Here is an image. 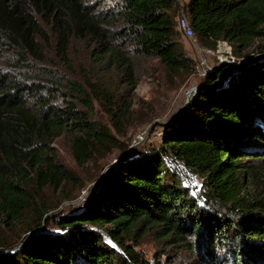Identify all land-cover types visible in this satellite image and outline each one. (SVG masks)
Here are the masks:
<instances>
[{"label": "trees", "instance_id": "1", "mask_svg": "<svg viewBox=\"0 0 264 264\" xmlns=\"http://www.w3.org/2000/svg\"><path fill=\"white\" fill-rule=\"evenodd\" d=\"M185 9L198 40L229 43L240 64L208 71L157 147L130 149L93 103L120 133L124 97L118 105L59 65L70 68L69 44L81 38L128 90L138 85L133 57L189 76L176 0H0V43L13 62L0 66V264H151L130 244L147 233L185 245L198 264H264V44H255L264 0H188ZM60 137L77 166L115 162L89 201L52 214L57 204L41 192L75 180L56 160Z\"/></svg>", "mask_w": 264, "mask_h": 264}, {"label": "rangeland", "instance_id": "2", "mask_svg": "<svg viewBox=\"0 0 264 264\" xmlns=\"http://www.w3.org/2000/svg\"><path fill=\"white\" fill-rule=\"evenodd\" d=\"M187 1L176 0L178 6L176 19L188 16L185 9ZM177 40L183 45L188 57L196 62L199 58L205 59L208 68H214L223 63L227 64V61H232L231 63L234 65L240 64V59L229 54L217 53L216 47L203 44L195 35L188 39L179 36ZM90 42V39H72L67 52L70 68L59 65L60 71L75 81L83 80L84 83L89 82L93 86L97 85L99 89H108L112 95L116 96L115 102L118 105L121 104V97H124L130 109L121 120L123 127L120 133L116 132V129L114 131L110 118L104 113L102 105L97 100L93 101L96 112L95 119L109 125L121 142L131 145L130 149L140 143L142 144L141 147H157L162 136H159V133H163L166 126L172 125L184 106L188 104L185 100V94L191 88L199 87L203 78L195 71L189 76L184 74L169 75L166 68L156 58L133 57L138 85L131 91L126 88L125 83L113 70H109L104 64L93 63L91 56L94 47L90 46ZM50 43L55 45L53 38ZM258 43L264 44V42L255 41L256 45ZM1 45L3 44L0 43V66L12 70L13 62L8 49ZM220 47L223 45L221 44ZM209 48L215 51L214 55L207 53ZM49 56L54 57L55 55L50 53ZM251 58H254V53L248 56V59ZM53 148L57 162L64 165L72 173L75 180L65 184L60 193L55 192L52 188H46L41 194L48 201V204H57V209L51 212L52 214H63L69 210L77 209L80 204L90 200L89 192L106 171L103 168L107 163L115 162V159L112 155L106 160H94L85 166H77L71 155V144L66 138L60 137L53 144ZM192 179L195 184L201 185L202 179L197 175H193ZM20 228L18 225L17 230ZM135 239L138 241L136 243L130 242V244H136L135 251L139 252L151 264H198L196 261L198 259L197 253L191 254L185 245L178 243L175 248H170L168 244L162 243L157 235L151 233L143 234V236Z\"/></svg>", "mask_w": 264, "mask_h": 264}, {"label": "built area", "instance_id": "3", "mask_svg": "<svg viewBox=\"0 0 264 264\" xmlns=\"http://www.w3.org/2000/svg\"><path fill=\"white\" fill-rule=\"evenodd\" d=\"M178 25H179V29L182 33V36L185 39H188V38H191L192 36H194L193 28L189 24V20L187 19L186 16H182L179 18ZM216 43L217 44L215 47L217 48V50H216L217 53H220L221 55L229 54V55L233 56L232 47L229 43L224 42V41H218ZM221 44L223 45V47H220ZM209 49L207 50V53L214 55L215 51L212 49H210V50ZM199 52H201V51H199ZM194 62H195L194 71L197 72V74L202 78H204L207 75L208 71L212 70V68H208V64H207L205 59L199 58V60L197 62L196 61H194ZM227 62H229V61H227ZM231 62H229V63H231ZM198 89H199V87L195 86V87L191 88L190 91H188L185 94L186 103L189 102L190 99L197 93ZM161 135H162V133L160 132L159 136H161Z\"/></svg>", "mask_w": 264, "mask_h": 264}, {"label": "water", "instance_id": "4", "mask_svg": "<svg viewBox=\"0 0 264 264\" xmlns=\"http://www.w3.org/2000/svg\"><path fill=\"white\" fill-rule=\"evenodd\" d=\"M33 234H34V232H33V233H29V234H28L29 237L27 238V240H26L25 242H28V241L33 237V236H32ZM25 242H24V243H25ZM24 243H23V244H24Z\"/></svg>", "mask_w": 264, "mask_h": 264}]
</instances>
